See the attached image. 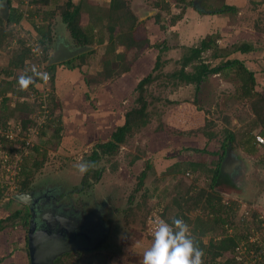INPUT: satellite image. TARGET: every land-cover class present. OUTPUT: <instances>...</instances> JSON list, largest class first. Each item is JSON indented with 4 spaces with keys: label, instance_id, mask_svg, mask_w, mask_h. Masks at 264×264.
<instances>
[{
    "label": "rangeland",
    "instance_id": "rangeland-1",
    "mask_svg": "<svg viewBox=\"0 0 264 264\" xmlns=\"http://www.w3.org/2000/svg\"><path fill=\"white\" fill-rule=\"evenodd\" d=\"M66 1L60 0V3L64 4ZM79 1L74 0V2ZM91 1L100 5L98 0ZM106 1L102 0L101 4L104 5ZM127 2L130 10L138 17L139 24H142L139 38L147 36L145 31H149V27L158 26L155 23L154 16L159 12L162 13L166 31L163 33L158 31L152 36L151 40H158L159 44L166 40L164 45L175 48L161 54L162 60L167 62L161 69L164 74L179 70L181 66L179 61L188 51L187 48L200 45L201 40L208 36L215 35L217 39H221L218 44L222 46L220 52L224 53L231 49V45L249 41L250 38H258L261 43L260 46L264 47V0H187L188 3H194L185 6L184 19H187V21L180 20L174 26L171 25V11H177L176 1L128 0ZM156 2H159L161 6L157 7ZM167 4L170 5L171 11L161 9ZM223 4L238 6L239 14L218 15L214 14L215 12L212 13V11L221 8ZM196 5L207 8V13L203 14L196 11ZM106 6H109V3ZM106 6L104 8H107ZM3 7L4 5L0 4L1 12ZM53 8H55V5L44 9L51 10ZM36 9L37 7L33 11H36ZM193 14L198 15L200 19H197L198 22H196L197 20L194 22L189 17ZM28 15L22 24L9 27L14 29V34L10 38L11 45L0 53V80L10 78L5 72L11 68L10 60L12 53L20 46L18 44L19 39L30 40V43L35 41L33 37L28 38L26 33L31 31L35 37V30L29 22ZM34 20L41 22L39 16H35ZM84 23H86V20H84ZM228 32L229 34H227ZM53 36L55 44L52 46L49 56L54 52L59 40L64 39L70 46H76L75 41L61 24L60 15H57L54 19ZM224 39L227 41H223ZM177 45H180V47L178 48ZM105 47L95 45L93 48L96 49L97 55L88 56L82 66L83 69L71 73L69 75L70 80L66 79L67 76L64 75L62 78L65 84H61L58 90H56L58 85L56 87L52 85L53 81L50 77V79H46L42 89L48 90L50 96L53 95L56 100L62 101L63 104L62 110L64 109V111H62V119L60 120L62 123L57 120L54 125L59 127V124H62L61 126L64 128L62 136L63 133L64 136L59 139L53 137L56 127L53 130H47L46 135L40 136L41 130L36 128V132L31 136L32 143L34 146H39L42 153L35 154L30 149L28 154H24L18 160L16 159L19 161L18 164L13 162L8 167L11 171L9 177L13 178L18 175L19 179L23 163L26 160L30 162L43 161V164L36 171L35 168H30L34 171L30 179V189L51 188L58 192L64 190L63 193L66 192L65 194H68V196L67 198L63 197V201H67L70 196L71 200H78L82 197L90 210H94L96 204L103 203L104 210L113 214L116 224L115 229L111 231V239L104 248L99 249L98 252L93 251L81 255L79 262L78 257L75 255L73 258L64 259L62 264H88L85 259L95 254H104L110 260L109 264H142L143 252L151 245L153 240V223L155 220L164 219L161 212L167 206L171 207L167 218L172 219L175 215L176 209L173 207L172 200L177 196L178 193L176 192L182 191L181 194H183L191 183L195 184V187L206 188L210 182L206 176H201L195 181L197 178H195V175L187 174L188 166L186 163L189 160H197V157L210 163L214 159L217 160L218 156L205 153L198 154L193 149L207 148L213 152L221 151L223 139L226 137L224 134L225 128L233 131L237 136V143L234 144L232 150L234 153L233 161L237 160V162H233L229 166V169L231 168L230 174L224 171V177L221 179V184L217 186L216 191L222 195L226 206L233 209L230 220L233 227H227V233L232 236L239 235L243 237L238 245L241 248L237 249L233 255L236 256V260L240 264H264V253L262 256H257L254 249H252L255 244L262 246L264 249V165L260 162V158L264 156V146H257V153L250 155L238 144L243 133L249 131L251 127L250 118L253 116L247 103L245 105L240 102L232 104L234 102L232 96L236 85L233 76L229 78L223 75L211 76L203 84L197 97L199 105L204 110H198L194 104L196 97L194 86H185V84L177 86L173 85V82L168 79H158L148 88V95H150L148 97V113L150 118L147 124L130 137L127 144L121 147L118 155L109 158L102 157L96 165V168L102 169L100 178H91L87 187L83 185L85 173L78 170L77 164L89 161L96 144L109 141L110 132L120 124L118 114H124L125 111L136 106V100L139 96L135 88H132V82H134L132 77H137L140 72L135 73L132 77L124 74L110 84H107V81L96 84L101 79L100 74L104 69L103 49ZM147 50L148 54L142 62H150L146 68V71L149 72L155 65L156 58L160 53L157 48ZM214 50H216V47H214ZM214 50L209 51L207 56L211 55ZM261 56L264 57V49L262 52L254 53L252 57L245 55L241 58H246L244 61H247L248 66L257 72V89L264 95V59L259 62L255 61L256 57ZM75 64H81V61H77ZM47 66L48 62L38 66L37 61L33 58V60L27 61L26 71L32 72L35 68L38 72H46ZM187 70L190 71L191 68ZM139 71L142 72L143 70L139 69ZM16 74L17 76L9 79L15 80L13 87L20 86L18 79L20 76L25 75V70L23 72L17 70ZM143 74H146V72L144 71ZM29 76L32 78L37 77L36 74ZM86 78L89 81L91 80L92 84H87L85 82ZM81 80L82 83H80ZM58 81L60 82L61 79L59 78ZM9 96H12V100L7 106L8 109L3 111L0 106L1 115H8L10 110L16 107L17 102L21 103L24 100L20 99L19 95L12 93H9ZM25 98L30 102L36 100L31 91L25 95ZM1 99L0 97V103ZM107 101L108 104H106ZM93 107L96 110L99 109L101 113L92 112ZM36 112L27 114L18 111L9 119L10 123L14 126L19 123L17 121L28 118H33L35 121ZM225 115L231 117L230 124L224 121L223 117ZM243 116L247 118L245 122L240 119ZM42 120L46 121L47 118L43 117ZM42 120L38 119V122L41 123ZM200 127L204 129L213 127L214 130L220 132L219 137L211 141L208 147L206 138L195 133L197 128ZM192 130L194 133H191ZM260 133L261 128H252V134ZM63 142L65 143L61 145ZM177 152L179 156L173 158L175 154H178ZM148 164L151 167L147 171L146 181L141 191H136L139 177ZM175 164L180 165L176 167ZM5 172L0 173V180H5L4 182L8 183L12 182V179L8 180V177L4 175ZM160 178L162 183L157 182ZM15 179L16 177H14ZM155 182L160 186L157 193L154 192ZM15 187L10 185L4 191L6 195L0 201V220L16 211H23V206L14 199V195L19 193ZM146 190L150 195V199L143 202L142 194ZM165 192H168V195ZM9 194L10 197H8ZM11 198H13L12 202L9 201ZM140 202L141 205L138 207ZM148 212L150 214L147 217ZM188 215L191 220H195L198 216L204 217L202 210L199 208H191ZM20 220V218H16L5 224L9 225L11 228L9 230L15 231L12 238L17 240H20V236L25 233L21 229V223L23 222H20ZM191 225L189 224L190 231ZM1 233L0 230V236ZM244 237H247V239H244ZM1 238L3 237L1 236ZM213 238L217 240L220 236L206 237L204 243L209 244ZM249 247L251 251H249ZM217 262L220 263L221 261L218 260Z\"/></svg>",
    "mask_w": 264,
    "mask_h": 264
},
{
    "label": "trees",
    "instance_id": "trees-1",
    "mask_svg": "<svg viewBox=\"0 0 264 264\" xmlns=\"http://www.w3.org/2000/svg\"><path fill=\"white\" fill-rule=\"evenodd\" d=\"M128 0H110L109 6L104 8L103 6L95 3L91 0H80L79 2H74V0H67L64 4L60 3V0H0V4L9 5V16L5 21L1 17L0 11V53L5 48L11 45L10 38L14 34V29L9 28L12 25L18 26L22 24L24 20L28 19L30 24L33 25L35 30V37L30 31L26 32L28 38L33 37L34 42L30 43V40L19 39V48H17L13 53L10 60V69L6 71L8 77L12 78L17 76L16 71L25 70V76L36 74V78H32V81L27 86L13 87L15 80L4 79L0 80V106L3 111H6L7 106L12 100V96L19 95L20 99L23 101L17 102L18 104L12 110H10L8 115L0 114V151L2 154H8L9 157H13L15 152L23 153L20 149L22 142L17 137L15 139H10L8 137V131L13 129L17 130V126H21L20 133H27L31 127L36 125L33 118H28L25 120H19L18 124L12 126L10 123V118L15 115L16 112H26L32 114L40 109L39 95L43 93L42 86L45 84L42 76L38 75L36 72L26 71L27 61L36 60L38 66L44 65L48 62L49 54L52 46L55 44L53 36V22L57 15L61 17V24L68 31L71 38L75 41L77 47H94L106 46L104 50V69L101 72V79L96 82V84H101V81H107L110 84L112 81L117 79L124 74L130 73L133 65L144 55L146 49L157 48L159 50V55L156 58L155 66L153 70L141 78L135 86V91L138 92L139 96L137 98L136 106L125 111V113L118 114V119H120V124L116 126L114 130L110 132V139L105 143H99L94 146L93 153L89 157L88 162H92L94 166L90 167L85 173L83 180V185L87 187L89 184V179H99L102 173V169L96 168L102 157H115L119 154L122 146L126 145L130 137L140 131L147 124L150 114L148 113L149 101L148 88L153 85L158 79H168L173 82V85H183L194 86L196 97L194 99V104L198 110H204L201 105H199L198 94L202 90V86L205 82L209 80L211 76L223 75L227 78L233 76L234 82L236 83L235 89L232 96V104L237 102L245 105H249V110L252 114L251 127L248 132L243 133V136L239 139V145L243 150L250 155L257 153V142L256 136L262 135L264 137V95L258 91V79L257 72L248 66L246 58L242 59L241 56H253L254 53L262 52L264 47L260 46L258 38H250L249 41H245L240 44L231 45V49L227 53L220 52L221 45L218 44V39L215 35L203 38L198 46H192L187 48L188 51L184 54L182 59L179 61L181 64L180 69L173 71L169 74H164L162 72L163 65L166 64L162 60L161 54L170 49L167 45H164L165 41L159 44L158 40L153 43L150 39L149 31H145L146 37L139 38L141 23L139 24V19L130 10L128 5ZM176 1L177 11L172 12L170 5H165L161 7L162 10L171 11V25L174 26L178 21L184 18V13L186 11L185 6L187 4H192L193 2H187V0H173ZM174 3V2H173ZM184 3V5H183ZM194 4V3H193ZM55 5V8L51 10L44 9L46 7H51ZM155 5L160 7L159 2ZM183 5V6H182ZM175 6V4H174ZM197 6V5H196ZM37 7L36 11H33ZM176 8V7H175ZM196 11L199 13L206 14L207 8L197 6ZM215 12V13H214ZM214 14L218 15H238V6L223 4L221 8L212 11ZM40 17L41 22L34 20V17ZM155 23L158 25L161 32L166 31V25L163 23L162 13L159 12L155 16ZM86 20V23H84ZM143 23V22H142ZM259 29V27L257 26ZM260 33V32H259ZM261 34V33H260ZM27 38V39H28ZM106 44V45H104ZM264 45V44H263ZM35 47L41 51V55H36ZM123 47L120 52L118 49ZM216 47V50H214ZM214 50L211 55L207 56L209 51ZM97 54L95 48L90 51L74 58L63 62L61 64L48 65L46 72L50 76L52 85L56 87L57 80V69L61 65H65L70 71H77L83 69V65L88 56H94ZM262 54V53H261ZM263 60L264 57H256L255 61ZM77 61H81V64H75ZM191 68L190 71L187 69ZM159 71V73H158ZM91 81V80H90ZM88 78L85 79L87 84H92ZM169 84V83H168ZM57 90V89H56ZM34 95L35 102H30L25 95L30 92ZM29 95V94H28ZM38 95V96H37ZM32 103V104H31ZM62 101L56 100L53 95L48 97V110L49 114L47 120L42 123L40 127V136L46 135L47 130H53L56 125L55 121H60L62 119V111H64ZM36 109V110H35ZM92 112L101 113L99 109L93 107ZM37 112L35 113V115ZM94 114V113H93ZM112 118V117H110ZM224 121L227 124L231 123L230 116H224ZM242 122L247 120L246 117L240 118ZM110 121L112 119H109ZM62 123V121H60ZM11 125V126H10ZM62 125V124H61ZM56 127L54 132V138H61L62 128ZM252 128H261L260 134H252ZM193 131V130H192ZM191 133H194L191 132ZM197 134H201L207 140V147L211 141H214L219 137L220 132H217L210 128H197L195 131ZM224 134L226 137L223 139L221 145V151H209L207 148L204 149H193L198 154L205 153L212 156H218L217 160H212L210 163L200 160L187 161V174L195 175V181L201 176H206L209 179V184L205 188L201 186L195 187V184L191 183L183 194L182 191H178L172 200L173 207L176 209L173 218H183L185 222L191 225V234L196 242V245L201 248L204 252L203 261L204 264H240L233 254L237 249H240L238 245L242 241L243 237L239 235H229L227 233V227H233L231 225V213L233 212L232 207L226 206V202L220 193L216 191V188L221 184V179L224 177V172H222V163L225 157L232 152L234 149V144L237 143L236 134L225 128ZM63 142L61 145H63ZM35 154H41V148L39 146H34L32 149ZM31 150V152H32ZM178 153V152H177ZM197 154V155H198ZM179 156L175 154V157ZM261 164L264 165V156L260 158ZM43 164V161L35 160L30 162L26 160L23 163V168L20 176V181L17 184V191L23 192L27 191L30 187V179L32 173L34 172L30 168L38 169ZM180 164H175L178 167ZM150 164L146 166V169L142 172L139 177L138 187L136 191H141L144 182L148 176V170L150 169ZM2 169L0 167V173ZM158 183H162V179L157 180ZM156 183L154 192L157 193L160 186ZM7 187L0 183V201L4 199V191ZM194 190L196 191L194 193ZM153 192V195H154ZM168 195V192H165ZM11 195L9 194L8 197ZM181 199H180V198ZM150 199V195L146 190L142 194V201L146 202ZM13 198L9 201L12 202ZM185 203V204H184ZM138 204V207H140ZM186 205V206H185ZM171 207L167 206L163 212H161L162 217L171 223L172 219L167 218ZM193 209H201L203 216H198L195 220H191L188 213ZM175 209H173L175 211ZM150 212L147 213V217ZM20 218L21 229L25 232L20 236V240L12 238L14 230L11 229L9 225H5L6 222ZM28 224V216L22 210L14 212L12 215L0 220V252L4 253V257L0 261L8 259L9 264H29V254L27 248L26 240V227ZM20 231V230H19ZM23 233V232H22ZM25 235V236H24ZM218 235L219 239H211L209 244L204 243V238ZM247 239V237H244ZM24 243V244H23ZM18 246L14 248V246ZM20 249H22L23 255L20 254ZM252 249L256 252L257 256H262L264 249L262 246L253 245ZM249 251L251 248L249 247ZM77 255L78 262L81 260L79 254L67 255L64 258H59L54 264H62V261L66 258H73ZM25 260V261H24ZM88 264H109V261L104 254H95L85 259ZM221 261L220 263L217 261ZM22 262V263H21Z\"/></svg>",
    "mask_w": 264,
    "mask_h": 264
},
{
    "label": "flooded vegetation",
    "instance_id": "flooded-vegetation-1",
    "mask_svg": "<svg viewBox=\"0 0 264 264\" xmlns=\"http://www.w3.org/2000/svg\"><path fill=\"white\" fill-rule=\"evenodd\" d=\"M63 191L58 192L51 188L30 189V187L27 191H23L31 195V198L28 197L26 199L27 202L18 201L23 206V212L28 216V224L26 227L27 248L31 220L33 219L37 224L36 230L46 229L51 236L55 237L57 235H63L64 239L67 240V248L74 246L82 252L74 251L72 253H65L59 258H64L67 255L79 254L81 256L93 251L98 252L99 249L104 248L108 244L111 239V231L115 229L116 224L113 214L110 211L106 212L104 210L103 203L96 204L95 209L90 210L82 197L78 200H71L70 196L67 201H63L62 198H67L68 196ZM23 192L21 191L19 193ZM69 195H71L70 192ZM91 226L98 228L100 231V233L95 235H102L103 232H106L105 235L101 236V240H96L94 234L90 233L91 231L86 232ZM29 264H31L30 258Z\"/></svg>",
    "mask_w": 264,
    "mask_h": 264
},
{
    "label": "clouds",
    "instance_id": "clouds-1",
    "mask_svg": "<svg viewBox=\"0 0 264 264\" xmlns=\"http://www.w3.org/2000/svg\"><path fill=\"white\" fill-rule=\"evenodd\" d=\"M33 72H36L35 68ZM47 79V73H37ZM32 81L31 76L22 75L18 82L27 86ZM92 162L78 163L81 173H86ZM204 252L196 245L190 226L183 218H173L171 223L164 219L156 221L151 245L143 252L142 264H204Z\"/></svg>",
    "mask_w": 264,
    "mask_h": 264
},
{
    "label": "water",
    "instance_id": "water-1",
    "mask_svg": "<svg viewBox=\"0 0 264 264\" xmlns=\"http://www.w3.org/2000/svg\"><path fill=\"white\" fill-rule=\"evenodd\" d=\"M8 16L9 5L5 3L1 12V17L6 21ZM91 49H93V47H73L70 46L69 43H66L64 39L59 40L54 52H52L49 56L48 65L66 62L90 51ZM233 156L234 153L230 152L225 157L222 163V172L225 171L227 174H230L229 172L231 168L229 169V166H231L233 162H237V160L233 161ZM28 197L31 198V195L24 192L14 195V199L21 202H27L26 199ZM30 226L31 227L28 236V253L31 264H54L61 255L79 250V248H75L74 246L67 248V240L64 239L63 235H57L55 237L51 236L50 233L46 231V229L36 230L37 224L33 219L31 220ZM89 231H91V234H94V238H96V240H101V236L105 235L106 233L103 232L102 235H95L100 233V231L98 228H94L92 226L86 230V232ZM58 234L60 233L58 232Z\"/></svg>",
    "mask_w": 264,
    "mask_h": 264
},
{
    "label": "built area",
    "instance_id": "built-area-1",
    "mask_svg": "<svg viewBox=\"0 0 264 264\" xmlns=\"http://www.w3.org/2000/svg\"><path fill=\"white\" fill-rule=\"evenodd\" d=\"M35 50H36V55H41V51H39L37 49V47H35ZM40 74H43V73H47V72H39ZM42 76V75H40ZM50 76L48 75L47 73V79H50L49 78ZM43 81L45 82L46 80L43 79ZM38 96V95H37ZM40 97L38 98L39 99V104H40V109L37 111L38 113L36 114L35 116V122H36V125L34 127H31L27 133H20L21 131V127L17 126V130L16 131H13V129H10L8 131V137H10V139H15L16 137L18 139H20V141L22 142V145L20 146V149L23 150V153H19V152H15L14 156L13 157H9L8 154H2V152L0 151V167L2 169V172L6 171L4 173L5 176H7L8 180L12 179V182H4L5 180H0V183H2L3 186H10V185H16V189H17V184L18 182L20 181V178L18 179V175L14 176L16 177V179L14 180V177L13 178H10L9 177V172L10 169L8 168L9 165L13 162H15L16 164H18L19 161H17L18 159H20V157L22 158V156H24V154H28V152H30L29 150L30 149H33L34 147V144L32 143V134H34L36 132V128H40L42 123H44L45 120H42L43 117H48V114H49V110H48V97H49V92L48 90H43V93L41 95H39ZM38 119L42 120V122H38ZM256 142L258 144V146H264V137L262 135H257L256 136ZM17 159V160H16ZM6 169V170H5ZM4 183V184H3ZM161 219V218H160ZM159 220V219H157ZM153 223V231L155 230V226H156V221Z\"/></svg>",
    "mask_w": 264,
    "mask_h": 264
},
{
    "label": "crops",
    "instance_id": "crops-1",
    "mask_svg": "<svg viewBox=\"0 0 264 264\" xmlns=\"http://www.w3.org/2000/svg\"><path fill=\"white\" fill-rule=\"evenodd\" d=\"M96 1V0H95ZM98 1H100V5L101 6H103V7H105L108 3H110V0H107L106 1V3L103 5V4H101V2H102V0H98ZM106 7H108V6H106ZM199 16H200V14H199ZM189 17H191L192 19H193V21L195 22L197 19L198 20H200L199 19V17H198V15H196V14H193V15H189ZM184 19V18H183ZM182 19V20H183ZM198 20L196 21V22H198ZM184 21L186 22L187 21V19H184ZM158 31H160V29H159V27L158 26H153V27H149V36H150V39L152 38V36H154ZM161 32V31H160ZM161 33H163V32H161ZM153 34V35H152ZM227 34H229V32L227 33ZM152 41H153V43H155L156 42V40H153L152 39ZM163 41H166V40H163ZM218 41H221V39L220 38H218ZM223 41H227L226 39H224ZM231 44H233V43H231ZM180 45H185V44H180ZM180 45H177L178 46V48L180 47ZM102 47V46H101ZM177 48V49H178ZM175 48H170L168 51H172V50H174ZM123 50V47H120L119 49H118V51H122ZM147 52V53H146ZM145 53H144V55L133 65V68H132V70H131V72L130 73H127V76H130V77H132V75H134L135 73H139L138 74V76L137 77H132V79H134V82H132V88H135V86H136V84L138 83V81L141 79V78H143L144 76H146L147 74H149L152 70H153V68H154V66L155 65H153V67L151 68V70L149 71V72H147L146 71V68H147V66H148V63H150V62H146V63H143L142 61H143V59L145 58V56L148 54V50L146 51ZM102 53H103V50H102ZM97 55V54H96ZM96 55H94V56H96ZM154 57H155V55H153ZM139 69L140 70H143L142 72L141 71H139ZM144 71L146 72V74H143L144 73ZM71 73H75V71H70L65 65H61V66H59L58 67V69H57V80H56V85H58L57 87H56V89L58 90L59 89V87H60V85L61 84H65V81H63V76L65 75V76H67V78L66 79H69L70 80V74ZM59 78L61 79V81L59 82L58 80H59ZM76 82V81H75ZM69 83V82H68ZM80 83H82V80L80 81ZM102 99L104 100V98L102 97ZM106 101V100H105ZM106 104H108V101L106 102ZM18 246H14V248H17ZM23 250L22 249H20V254L21 253H23L22 252ZM4 255H6V254H4V253H1L0 252V259L2 258V257H4ZM21 255H23V254H21ZM25 261V260H24ZM10 263V261L8 260V259H6V260H3V261H0V264H9ZM22 263V262H21ZM23 264V263H22Z\"/></svg>",
    "mask_w": 264,
    "mask_h": 264
}]
</instances>
